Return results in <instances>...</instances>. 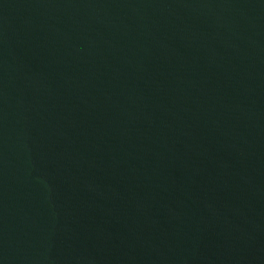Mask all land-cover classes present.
Instances as JSON below:
<instances>
[{"label": "water", "instance_id": "obj_1", "mask_svg": "<svg viewBox=\"0 0 264 264\" xmlns=\"http://www.w3.org/2000/svg\"><path fill=\"white\" fill-rule=\"evenodd\" d=\"M0 264H264V0H0Z\"/></svg>", "mask_w": 264, "mask_h": 264}]
</instances>
